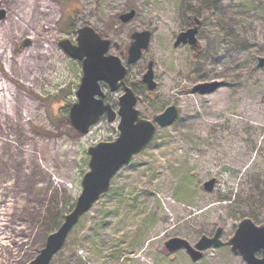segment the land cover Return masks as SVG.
I'll return each mask as SVG.
<instances>
[{"label": "rangeland", "instance_id": "obj_1", "mask_svg": "<svg viewBox=\"0 0 264 264\" xmlns=\"http://www.w3.org/2000/svg\"><path fill=\"white\" fill-rule=\"evenodd\" d=\"M36 1L47 9L43 15L34 13L35 33L46 38L52 57H62L59 74L53 65L45 69L40 63L37 79L27 83L19 70L7 71L1 58L0 73L37 107L24 129L38 141L60 137L63 162L52 181L61 187L38 192L43 200L30 197L26 211L23 190H0V264H27L38 254L80 194L89 169L87 149L119 134L117 118L110 122L103 116L87 134L70 124L82 62L60 42L76 45V29L83 26L103 38L117 37L116 14L131 9L136 15L119 38L126 44L119 41L106 54L119 56L132 33L148 30L149 46L141 60L128 65L127 85L138 97L142 118L152 120L169 105L178 115L170 125H157L148 145L114 174L108 192L78 219L49 264H245L228 241L242 219L264 223V66L256 67L257 58L264 57V0H164V5L163 0ZM192 17L202 21L198 56L187 45L173 46ZM149 60L154 62L153 91L137 87ZM213 79L225 86L207 95L187 93L195 83ZM101 84L104 102L116 103L121 91L110 92ZM3 156L8 159L7 151ZM8 162L0 167V184H21L24 178L16 180L13 156ZM20 167L27 173L25 162ZM212 177L217 178L213 191H203V182ZM218 227L222 245L205 250L198 261L183 249L169 254L164 248L172 237L194 245Z\"/></svg>", "mask_w": 264, "mask_h": 264}, {"label": "water", "instance_id": "obj_2", "mask_svg": "<svg viewBox=\"0 0 264 264\" xmlns=\"http://www.w3.org/2000/svg\"><path fill=\"white\" fill-rule=\"evenodd\" d=\"M0 10V20L4 17ZM135 10L131 9L120 15L123 22L131 20ZM193 26L177 34L174 47L188 44L196 53L199 45L196 38L200 20L193 17ZM76 45L68 40H62L60 45L67 54L82 62V77L75 92L76 102L69 108V121L80 134H87L90 127L106 115L112 122L118 118V136L113 141L99 142L87 149L89 154L88 171L81 180V191L73 208L67 213L59 227L50 233L38 254L27 264H49L54 255L61 250L64 242L77 223L99 197L108 192L114 174L131 158L148 145L155 133L156 126L170 125L177 117L178 111L174 105L165 108L154 117L153 121L139 117L136 109V97L130 88H124V93L118 99V109L115 112L111 105L104 102V94L100 82H105L111 91L118 89V82L123 79L125 69L120 60L112 55H106L109 40L101 38L90 26L76 30ZM128 49V63L136 62L142 51L149 46L151 33L148 30L134 32ZM153 61H149L143 82L148 90L156 88L154 81ZM264 66V57H258L256 67ZM225 86L221 80L203 81L194 84L187 91L190 94L207 95ZM217 178L212 177L203 182L201 188L212 192ZM222 228L218 227L212 236H201L194 245L180 237H172L164 242L167 253L172 254L180 249L185 250L192 261H198L203 252L222 245ZM231 250L240 254L245 264H264V223L255 225L250 219L244 218L239 223L229 239ZM260 256H257V254Z\"/></svg>", "mask_w": 264, "mask_h": 264}, {"label": "bare ground", "instance_id": "obj_3", "mask_svg": "<svg viewBox=\"0 0 264 264\" xmlns=\"http://www.w3.org/2000/svg\"><path fill=\"white\" fill-rule=\"evenodd\" d=\"M168 1L172 2L167 0V4ZM162 3L164 5V0ZM2 4L7 13L4 22H0V58L7 71L13 74L14 70H19V77L31 83L37 79L36 69L40 63L46 66H42L45 69L52 65L56 72L61 69L62 57L59 54L52 57L45 43L46 38L37 37L36 28L33 26L34 13L45 14L47 5L42 3L39 8L36 0H4ZM46 30L49 32L48 29ZM16 38L19 39L20 45L17 44ZM5 78L4 72L0 73V167L4 162L9 163L13 156V161L17 162L16 167L14 166L16 180L22 177L24 179L19 185L16 181L7 185L0 184V190L4 188L15 192L23 190L22 199L25 202L21 207L26 211L30 197L36 195L43 200L38 192L54 193L53 189L61 187V184L54 185L52 177L58 173V168L63 162L64 150L61 141L58 142L60 137L56 141H38L24 129L23 124L31 120L37 107L12 87ZM48 78L46 80L50 81L51 76ZM59 78L60 76L55 74V79ZM6 151L9 157L4 160L3 154ZM22 162L28 167L27 173L20 167Z\"/></svg>", "mask_w": 264, "mask_h": 264}, {"label": "flooded vegetation", "instance_id": "obj_4", "mask_svg": "<svg viewBox=\"0 0 264 264\" xmlns=\"http://www.w3.org/2000/svg\"><path fill=\"white\" fill-rule=\"evenodd\" d=\"M126 13V11H123V12H121V13H119V14H116V17H115V23H116V25L117 26H119L120 28H121V33L120 34H118L117 35V37H115V35H113V34H109V38H103L102 36H101V34L100 33H98V32H96L94 29V31L101 37V38H103V39H108L109 40V42H110V44H109V47H108V51L110 50V48H112V47H115V48H118V42L120 41L121 42V44L122 45H125L126 44V42L124 41V40H119V38L121 37V34H122V32H124V31H122V30H124L125 29V27H126V24H128L131 20H129V21H127V22H123L121 19H120V15H122V14H125ZM136 15V14H135ZM201 25H202V21L200 20V25L198 26V31H197V33H196V38H197V41H198V45H199V49H198V53H197V56L201 53V45H200V28H201ZM193 26V20H192V18H191V22H190V24L184 29V30H186V29H188L189 27H192ZM184 30H182V31H184ZM133 34V33H132ZM131 34V35H132ZM111 35V36H110ZM131 35H130V38H131ZM131 42H132V38H131ZM131 42H130V44H131ZM130 44H129V46H130ZM185 45H187V46H189L188 44H185ZM190 47V46H189ZM191 48V47H190ZM128 49H129V47L126 49L125 48V50H122V51H120L119 52V56L118 55H115V54H112V53H109V54H106V55H112V56H114V57H117L119 60H120V63H121V65L124 67V69H125V75H124V77H123V79H121V81H119L117 84H118V89L117 90H115V91H111L110 89H109V87H108V85L105 83V82H100V87H101V90H102V92H103V86H102V84L101 83H105V85L107 86V88L110 90V92H120L121 91V94H120V96L124 93V88L126 87V88H130V86H128L127 85V78H126V76H127V73H128V65H130L129 63H128ZM192 49V48H191ZM193 50V49H192ZM108 51H107V53H108ZM194 51V50H193ZM141 57H142V55H141ZM141 57L136 61V62H134V64L135 63H137L139 60H141ZM122 59L123 60H125V62H122ZM150 61V60H149ZM148 61V62H149ZM148 62L146 63V69H145V72L147 71V65H148ZM127 64V65H126ZM144 72V73H145ZM144 73L142 74V76H141V79L137 82V87H139V88H141V90H144V89H147L148 90V88H147V85H146V83H144L143 82V75H144ZM133 85V84H132ZM133 86H135V85H133ZM131 90H132V88H130ZM133 91V93H134V95H135V97H136V104H137V102H138V97H137V95H136V93L134 92V90H132ZM137 91V90H136ZM149 91V90H148ZM103 94H104V92H103ZM141 95V92H138V96H140ZM119 96V97H120ZM119 97H118V99H119ZM149 97V99H152V97L149 95L148 96ZM104 99H105V94H104ZM118 99H117V102L116 103H114V104H110L111 105V107H112V109L115 111V108H118ZM164 110V109H163ZM161 113V112H160ZM140 116V115H139ZM141 117V116H140ZM155 117V116H154ZM154 117H153V119H154ZM142 118V117H141ZM152 119V120H153Z\"/></svg>", "mask_w": 264, "mask_h": 264}, {"label": "trees", "instance_id": "obj_5", "mask_svg": "<svg viewBox=\"0 0 264 264\" xmlns=\"http://www.w3.org/2000/svg\"><path fill=\"white\" fill-rule=\"evenodd\" d=\"M182 190H183V185L181 184L178 186L177 193H181Z\"/></svg>", "mask_w": 264, "mask_h": 264}]
</instances>
